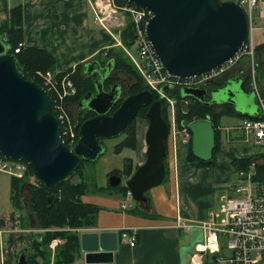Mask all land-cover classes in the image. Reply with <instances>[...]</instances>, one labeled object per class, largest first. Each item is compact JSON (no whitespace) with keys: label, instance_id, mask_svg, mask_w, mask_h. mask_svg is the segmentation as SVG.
<instances>
[{"label":"water","instance_id":"1","mask_svg":"<svg viewBox=\"0 0 264 264\" xmlns=\"http://www.w3.org/2000/svg\"><path fill=\"white\" fill-rule=\"evenodd\" d=\"M152 10L146 30L166 70L175 77L189 78L210 73L237 57L249 38V18L236 1L220 0H127ZM4 40H0V152L3 156L27 162L46 188H53L72 177L82 160L96 161L106 151L105 139L119 137L134 120L140 108L149 106L146 114L147 157L127 180L133 199L147 202V191L161 185L166 175L164 158L169 124L162 117L161 100H153V92L143 90L124 98L118 109L109 114L122 95L118 84L110 90L104 87L103 72L95 79L96 88L87 93L82 104L96 112L83 121L79 141L71 149L62 138L60 122L52 110V97L35 80L18 70L16 55ZM100 63L94 60L88 63ZM90 72L92 70H88ZM108 71L113 69L107 63ZM222 93L235 102L234 95L242 92L246 109L236 105L239 114L259 115L257 94L248 89L245 80H231ZM170 85H165L167 89ZM205 86L185 87L182 94L206 101ZM232 99V100H231ZM252 105L254 107L252 108ZM249 110H252L251 113ZM192 149L196 157L210 160L216 145V132L210 117L190 124ZM109 184L117 186L122 177L109 176ZM51 198H49V203ZM31 215L32 223L35 217ZM117 231L82 234V249L88 263H107L118 249ZM28 248L17 254V264H25Z\"/></svg>","mask_w":264,"mask_h":264},{"label":"crops","instance_id":"2","mask_svg":"<svg viewBox=\"0 0 264 264\" xmlns=\"http://www.w3.org/2000/svg\"><path fill=\"white\" fill-rule=\"evenodd\" d=\"M18 6H21L23 10L24 33L21 42L24 43V47L49 50L55 58V70H52L54 72L72 71L74 73L79 64H84V74L95 78L93 70L87 71L88 63L101 59L107 64V52L121 46L120 34L113 36L97 22L93 0H0V29L11 25V11ZM4 38L1 39L4 40ZM70 103L73 111L76 106H79L76 103ZM140 118L137 121L138 160L133 159L134 164L138 166L143 164L147 157V147L144 144L148 127L144 130L146 120ZM233 141L241 146L234 149L223 146L216 155L214 166H194L185 158L177 160L176 164L172 160L168 179L171 185L170 193L167 191V183L150 189L152 194H146L148 201L141 204L147 217L133 211L135 208L133 203H130L131 207L127 209L123 207L120 198H111L103 204L96 197L88 198L91 186V189L83 195V200L101 206L98 223L96 226L78 229L80 251L77 258L69 264H192L190 258L194 250L193 242L196 240L197 231L200 237L202 236L201 229L197 226H193L197 228L194 230L191 229L193 227H178V217L192 225L206 219L208 211L216 207L213 197L215 186L226 187L231 181L236 180L238 169L234 167L232 160L243 157L244 154L249 155V148L240 143L239 139L235 138ZM239 152L244 154L238 155ZM225 158L227 164H230L229 170L221 168L220 164ZM118 168L121 169V167ZM9 176L11 179L13 175L9 174ZM173 196L175 208L171 206ZM222 196L224 195H221L220 199ZM153 201L155 207H153ZM15 210L19 209L9 207L8 214L3 213L4 215L0 218H4L7 224L8 215L11 212L14 215ZM168 213L170 215H167ZM124 228L136 233L135 245L132 246L128 241L120 238ZM23 230L30 231V228ZM101 231L118 232L119 244L118 249L115 250L114 259L107 263H88L86 252L82 249V234ZM186 232L192 234L190 241L182 235ZM37 234L42 235V233ZM8 239L10 240L9 237ZM26 243L29 245L30 239ZM204 264L217 263L208 257Z\"/></svg>","mask_w":264,"mask_h":264},{"label":"built area","instance_id":"3","mask_svg":"<svg viewBox=\"0 0 264 264\" xmlns=\"http://www.w3.org/2000/svg\"><path fill=\"white\" fill-rule=\"evenodd\" d=\"M93 1L97 22L113 36L121 33L126 25L128 15L132 16L133 30L136 35L135 44L132 48L126 47L121 41L119 44L125 49L139 73L149 84L150 91H155L160 100L163 99L167 104L168 117L170 118L167 143L170 155L176 164L180 147H185L190 142L189 128L192 123L189 122L183 127H179L176 116L177 105L178 103H181L182 106L192 105L194 100L182 93L180 96H175L170 92L177 90L182 92L185 87L205 86L217 76L222 75L227 70V66L235 59L246 54L253 57L255 50L252 33L256 21L254 10L264 0H237L248 15L251 36L250 43L244 45L237 57L210 73L189 78L171 75L162 64L152 42L147 38L146 24L154 14L152 10L129 2L119 4L117 0ZM22 47H24V43L21 42L15 49V53L20 52ZM60 73L52 70H37L35 72L38 78L42 79L43 87L52 97V110L60 122V134L63 141L73 149L79 141L78 122L75 121V118L73 119L69 99L76 95L77 87L72 78V71ZM165 85H170V87L163 90ZM253 89L261 107L258 118L242 119L239 125L231 129L237 133L236 139H239L244 145L257 147L262 156L260 159L253 160L248 168L237 170L235 182L229 185L230 189L226 195L222 196L219 205L208 211L206 219L192 225L178 217V227L197 226L202 231V240L195 243L190 258L192 264H204L208 257L217 264H264V180L256 179L257 164L264 163V92L257 86H254ZM0 171L23 177L26 165L17 160L0 158ZM127 196L132 198L131 190H128ZM123 207L127 208L128 206L124 203ZM120 238L133 246L136 241V233L124 228ZM63 242L64 240L57 238L51 242L50 246L55 250L56 246ZM1 245L4 246L3 241Z\"/></svg>","mask_w":264,"mask_h":264},{"label":"trees","instance_id":"4","mask_svg":"<svg viewBox=\"0 0 264 264\" xmlns=\"http://www.w3.org/2000/svg\"><path fill=\"white\" fill-rule=\"evenodd\" d=\"M119 4L128 3L127 0H117ZM130 3V2H129ZM133 4V3H130ZM23 10L21 6L15 7L11 11V25L8 27H2L0 29V39L4 38L5 44L9 46L10 52L14 53L17 59L18 70L22 71L28 78L35 80L38 84L43 86V82L35 74L37 70H55V58L51 52L45 48L37 47H22L20 52L15 53V49L23 41ZM125 27L120 33L121 42L128 48H132L136 41V35L134 33V22L132 16L129 14ZM250 39H247V44ZM254 50L257 54L264 53V42L256 44ZM107 62L112 63L113 68L125 73L130 77V82L125 92L116 100L115 105L110 110L109 114L114 113L120 106L124 98L128 95L135 94L143 90H151L149 84L139 73L136 66L133 64L130 57L127 55L123 47H115L107 52ZM84 64H79L77 69L72 74L73 81L77 87V93L69 100L72 103L80 104L83 97L94 91L96 88L95 79L93 76L89 77L84 74ZM264 66V65H263ZM69 71L61 72L64 74ZM226 74V73H225ZM132 79V81H131ZM103 80L104 87L110 88L112 84L117 83L116 77H105ZM261 89L264 92V81L260 83ZM251 87L250 84H248ZM153 92V100H160L159 95ZM171 95L180 96L181 91H171ZM193 98L194 103L188 108L183 109L181 103L177 105V122L179 127H183L187 124L196 120H204L210 117L216 132V145L213 151V156L210 160H202L196 157L192 149V132L190 142L185 146V154L182 156L194 166H214L216 164V155L223 148V131L219 128L222 124L224 116H234L236 118H258L257 116H251L246 114H239L237 110L230 103L223 104V110L218 111L215 109L213 104H207L206 102L200 101L199 99ZM162 103V117H164L170 125L168 117V107L166 102L161 99ZM149 106H144L139 109L134 120L126 127L123 133L119 137L124 138L114 146V152L120 154L125 148L137 149V117H143L147 119V112ZM86 112V113H85ZM84 114L79 113L77 134L79 135L80 126L83 121L96 115V112L89 109ZM104 142V141H103ZM168 139L164 142L166 144V156L164 158L166 175L163 183L167 182L170 176L171 163L168 162L169 158V144ZM108 149L102 154H106ZM180 154V155H181ZM147 156V154H146ZM262 154L254 153L239 158H234L232 163L237 169L248 168V165L256 160ZM0 158H6L0 152ZM26 165V171L24 177L11 176V200L15 208L22 210L24 206V197L22 196L23 188L31 193L29 206L32 211V215L35 216L38 226L35 228L43 229L42 235L39 236L37 233H31V243L28 245V252L25 264H39L42 259L43 264H69L77 258L80 251V237L78 229L82 227L96 226L98 223V215L101 210V206L85 202L83 195H85L90 189V182L87 180V174H85V166L87 163L94 161L82 160L80 166L72 177L63 181L53 188H46L44 183L38 180L32 167L24 161H21ZM138 165L134 164L131 158H126L122 169L115 168L108 173V177L117 174L123 179H129L134 171L138 168ZM258 175L256 179L258 181L264 180V163L257 164ZM31 177L35 180L31 181ZM74 177H76L74 179ZM162 183V184H163ZM125 196L127 194L128 187L121 182L116 187ZM102 189V187H97ZM146 194H149L148 191ZM49 198L51 202L49 203ZM142 204V203H140ZM150 207L152 204L150 203ZM144 209V208H143ZM145 210V209H144ZM144 210L139 209L135 206V212L148 216ZM11 216V215H10ZM12 218V216H11ZM6 225V220L0 218V228ZM32 225L31 219H28V224ZM34 227V226H33ZM55 238H61L64 243L59 244L55 252L51 253L50 244ZM1 264V262H0Z\"/></svg>","mask_w":264,"mask_h":264},{"label":"rangeland","instance_id":"5","mask_svg":"<svg viewBox=\"0 0 264 264\" xmlns=\"http://www.w3.org/2000/svg\"><path fill=\"white\" fill-rule=\"evenodd\" d=\"M221 2L224 1H233V0H220ZM237 1V0H235ZM254 16L256 18L255 21V29L253 31V42L256 44L259 43H263L264 42V1L261 2L259 4V6L254 10ZM249 39H251V36H249ZM254 55L253 57L251 55H243L240 58L235 59L232 63L229 64V66H227V70L225 72L222 73V75L217 76L215 79H213L212 81H210L208 84H212V85H219L223 83V78L225 77V73L227 74H233L235 71H237L238 69H245L246 70V74L245 78L247 80V84H250L251 87L254 88V86H257L258 88H261V82L264 81V53H259L257 54L254 51ZM101 61V59H100ZM224 75V76H223ZM112 76L117 78V84L118 86L122 89V92L126 91V88L130 82V77L128 75H126L123 72H120L118 70H116L115 68L112 69ZM111 76V77H112ZM223 76V78H222ZM96 78L98 76H95ZM228 77V76H227ZM42 80V79H41ZM132 81V79H131ZM116 84V83H114ZM250 87V88H251ZM126 94V92H125ZM176 96V95H175ZM223 100H226V96L224 97ZM246 102V101H245ZM191 105L188 104V106H182L183 109H188ZM248 105H246L244 103V105L240 106V109H246ZM214 107L216 110L221 111L223 110V104H214ZM254 107V105H252V108ZM77 110V106L74 108H72L73 111V119L75 118V121L77 120L78 122V116L79 113L84 114V110L83 111H76ZM251 113H253L252 110H249ZM86 113V112H85ZM169 116V115H168ZM140 117H137V121ZM143 118V117H142ZM141 119V118H140ZM146 120V122L144 123L145 127L144 130L146 129V127H148L149 125V120L148 118H144ZM170 120V118H169ZM242 119L240 118H236L234 116H224L222 119V124L220 126V128H222L223 131V135H224V140H223V145L225 147L229 146V149H234L237 148L241 145H239L236 141H233L235 138L234 137H238L237 133L232 131V127H235L236 125H239V123L241 122ZM144 130H142L144 132ZM123 137H116V138H111V139H105L104 140V146H106V148L108 149V152L104 155H102L101 157H99L96 161L91 162V163H87V165L85 166V174H87V180L90 182V186H92V189L90 190V193L88 194L89 197H96L98 198L99 202L101 204H103L105 201L111 199V198H115V199H122V203L126 202V205L128 207L130 206V203H133L136 207L138 206L139 209L144 210L143 207L140 204V201H136L130 197H126L119 189H117L116 187L118 186H111L108 182V172L112 171L114 168H118L121 167V169L123 168L124 165V161L126 158H131L138 160V154L139 151L137 152L136 150L133 149H129V148H125L120 154H116L114 152V146L116 144H118ZM241 139V138H240ZM147 142H145L144 146L147 147ZM240 143H242L240 141ZM247 148H249V155L254 154V153H258L260 154V150L257 147H251L248 145L245 146ZM147 151V149H146ZM185 154V147L181 146L179 149V154L177 155V159L179 160H183V156H181L182 154ZM181 154V155H180ZM244 154V153H243ZM241 152L238 153V155H243ZM247 154H244V156H246ZM9 159V158H7ZM143 159V158H142ZM259 159V157L257 158ZM12 160V159H10ZM146 160V157H145ZM173 160V157L170 155V151H169V158H168V162L171 163ZM134 161V160H133ZM221 168L225 169V170H229L230 168V164L226 162V158L224 160H222L221 162ZM249 166V165H248ZM119 169V168H118ZM237 175V172H236ZM76 177H74L75 179ZM35 178L31 177V181H34ZM235 181H231L229 184H227V186H222V185H217L215 186L214 190H213V197H214V202L215 205L214 206H218L220 203V197L221 195H226L228 190L230 189L229 185H232ZM166 186H167V191L168 193H170V183L169 180L167 182ZM164 183V184H165ZM11 179L8 173L6 172H2L0 171V217L3 216V213H7L8 214V208L9 207H14L12 205V200L10 199L11 196ZM221 184V183H220ZM102 187V189H97V187ZM232 187V186H231ZM155 188V187H154ZM153 189V188H152ZM151 189V190H152ZM150 191V190H149ZM152 194V192L150 191L149 194ZM200 193H198L199 195ZM30 195L31 193L29 192L28 189H26V186L23 188V193L22 196L24 197V206L25 208L22 210H15L14 211V215L13 212H11V214L8 215V222L6 224V226L1 227L0 230L2 231L0 233V262L1 264H17V258L19 253H21V251H24V248H26V246H28V243H26V241L28 239H30V243H31V235L29 236L30 233L32 232H37V233H42L44 230L43 229H38L35 228L38 226L37 222L35 223V225H27L28 224V219H31L30 217V213H32L31 208L29 206V201H30ZM127 195V194H126ZM170 196V194L168 195ZM125 197V198H123ZM171 206H173L174 208L176 207L175 204V197L173 196V198H171ZM153 207H155L154 201H153ZM12 215V218L11 216ZM167 215H170V213H168ZM166 216V215H165ZM36 220V219H35ZM30 228V231H25L23 229H27ZM191 229H197L196 227H193ZM190 229V230H191ZM189 231V230H188ZM202 233V231H201ZM182 235H185L187 240L190 241V237L192 236V234L186 232V233H182ZM8 237L10 238V240L8 239ZM199 235V231H197V236L195 237L196 240L193 242V244L195 245L196 242L202 240V236L200 237ZM198 238V239H197ZM57 239V238H55ZM54 239V240H55ZM61 239V238H60ZM62 240V239H61ZM4 242V246L1 245V242ZM29 243V244H30ZM64 243V242H63ZM62 244V243H61ZM59 245V244H58ZM57 245V246H58ZM56 246V247H57ZM6 249V251L4 250ZM51 253H54L55 250H53L51 247ZM56 249V248H55ZM42 262V259H40V264Z\"/></svg>","mask_w":264,"mask_h":264},{"label":"flooded vegetation","instance_id":"6","mask_svg":"<svg viewBox=\"0 0 264 264\" xmlns=\"http://www.w3.org/2000/svg\"><path fill=\"white\" fill-rule=\"evenodd\" d=\"M100 61V60H99ZM107 64L105 62H102L100 61V63H96V62H93L89 67H88V70H93L94 71V76H99V72H103L104 74V77H108V76H112V70L108 71L107 69ZM246 73V70L245 69H238L237 71H235L233 74H224L225 77L223 78V83L222 84H219V85H210V84H206L205 87L207 89V93L205 95L206 97V101L208 102H211V104H217L218 102H215V100H218L219 98H222L224 99V93H222V89H224L226 86H228V83L229 82H232L231 80H240V79H244L245 80V83L248 87V89H250L249 85L247 84V80L245 78V75L244 74ZM228 76V77H227ZM91 77V75H90ZM113 85V84H112ZM111 88V87H110ZM110 88H108L107 90H110ZM121 89V88H120ZM251 90V89H250ZM121 92H122V89H121ZM232 95H234V98H235V102H230L229 101H223L221 103H230L232 104V106L235 108L236 105H244V96L242 94V92H237L235 94L232 93ZM232 100V99H231ZM220 104V103H219ZM78 111H88V107H86V104H82V102H80L79 106L77 107ZM236 109V108H235Z\"/></svg>","mask_w":264,"mask_h":264}]
</instances>
